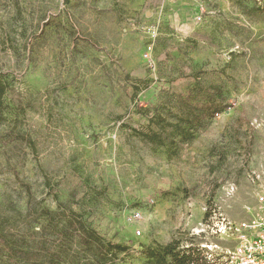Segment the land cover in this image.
<instances>
[{"label": "rangeland", "instance_id": "obj_1", "mask_svg": "<svg viewBox=\"0 0 264 264\" xmlns=\"http://www.w3.org/2000/svg\"><path fill=\"white\" fill-rule=\"evenodd\" d=\"M0 76L13 239L34 232L44 258L85 264L44 211L57 196L129 247L114 264H151L144 248L174 239L235 249L226 224L251 218L264 185V0H0ZM212 95L223 111L189 129L187 106Z\"/></svg>", "mask_w": 264, "mask_h": 264}, {"label": "trees", "instance_id": "obj_2", "mask_svg": "<svg viewBox=\"0 0 264 264\" xmlns=\"http://www.w3.org/2000/svg\"><path fill=\"white\" fill-rule=\"evenodd\" d=\"M7 92V85L0 76V110L3 107L4 97ZM216 92V89L213 90ZM213 95L207 100L202 107L188 105L189 129H192L195 120L204 121L206 117L213 118L216 114L223 111L216 99H212ZM216 97V96H215ZM182 120L179 126L182 127ZM180 131V130H179ZM140 136L152 143L162 144L163 136L158 133L146 134L139 133ZM193 137V135H192ZM57 201V210L51 212L44 210L51 221H65L69 235L79 244L86 255L85 264H114L121 254L127 253L129 247L122 244L107 242L101 234L88 226L82 214L69 208L66 204L59 202L58 197L54 196ZM26 217H31L28 210ZM34 232H29V238L24 237L22 240L13 239L0 226V264H54L58 263L55 256L46 257L41 254L43 249L37 250L30 241L34 236ZM142 254L151 264H223V256H215L207 252L206 248H202L199 244L190 242L189 245L182 244L181 239H174L165 245L147 246ZM42 259H46L43 261Z\"/></svg>", "mask_w": 264, "mask_h": 264}, {"label": "built area", "instance_id": "obj_3", "mask_svg": "<svg viewBox=\"0 0 264 264\" xmlns=\"http://www.w3.org/2000/svg\"><path fill=\"white\" fill-rule=\"evenodd\" d=\"M153 47L150 43L145 49L144 57L149 61ZM142 218V213L135 211L130 220ZM225 233L235 237L236 247L223 255V264H264V185L257 195V206L251 218L239 224H226Z\"/></svg>", "mask_w": 264, "mask_h": 264}]
</instances>
